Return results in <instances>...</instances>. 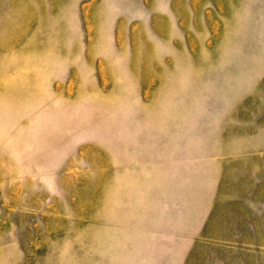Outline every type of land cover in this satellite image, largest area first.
I'll return each mask as SVG.
<instances>
[{"label":"rangeland","instance_id":"374dc122","mask_svg":"<svg viewBox=\"0 0 264 264\" xmlns=\"http://www.w3.org/2000/svg\"><path fill=\"white\" fill-rule=\"evenodd\" d=\"M0 264H264V0H0Z\"/></svg>","mask_w":264,"mask_h":264}]
</instances>
